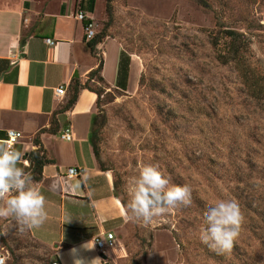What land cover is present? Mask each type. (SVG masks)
I'll return each instance as SVG.
<instances>
[{
	"label": "rangeland",
	"instance_id": "1",
	"mask_svg": "<svg viewBox=\"0 0 264 264\" xmlns=\"http://www.w3.org/2000/svg\"><path fill=\"white\" fill-rule=\"evenodd\" d=\"M98 0L97 34L117 39L142 65L136 89L97 83L92 133L101 167L125 208L144 164L192 189V205L145 225L129 218L111 264H264V102L252 98L235 64L220 63L226 32L243 35L247 62L264 81V0ZM96 118V119H95ZM235 200L245 220L231 253L200 242L204 212ZM128 214V213H127ZM7 264H53L29 229L0 219Z\"/></svg>",
	"mask_w": 264,
	"mask_h": 264
},
{
	"label": "crops",
	"instance_id": "2",
	"mask_svg": "<svg viewBox=\"0 0 264 264\" xmlns=\"http://www.w3.org/2000/svg\"><path fill=\"white\" fill-rule=\"evenodd\" d=\"M97 5L98 0H0V140L6 141L10 130L23 133L15 150L22 153L20 166L28 173L32 165L26 155L40 148L37 137L53 161L34 184L46 197L47 220L29 231L59 264H73L74 255L111 264L101 258L95 240L113 232L120 241L128 222L115 176L102 169L91 142L97 94L81 91L75 106L60 113L73 79L86 84L100 62L101 76L112 90L128 93L141 81L142 65L117 39L106 37L94 51L89 48L87 21L76 15L85 13L97 28ZM48 39L55 45L49 46ZM91 83L98 84L95 78ZM60 87L67 91L63 98L56 96ZM69 129L72 142L62 139ZM71 168L81 175L69 178ZM87 243L93 248L81 247Z\"/></svg>",
	"mask_w": 264,
	"mask_h": 264
},
{
	"label": "clouds",
	"instance_id": "3",
	"mask_svg": "<svg viewBox=\"0 0 264 264\" xmlns=\"http://www.w3.org/2000/svg\"><path fill=\"white\" fill-rule=\"evenodd\" d=\"M21 160V152L10 148L7 141L0 140V219L11 218L18 230L24 232L40 228L48 214L46 197L34 186L31 174L20 166ZM191 205L192 189L189 185L172 184L170 177H166L157 165L148 163L140 168L134 180L126 211L130 219L147 225L169 209ZM244 220L235 200L217 201L204 212L206 227L200 230V242L217 254L231 253ZM0 235H7V232ZM93 246L89 247L87 243L81 247L90 250ZM76 251L73 249L72 253ZM98 260L73 256V264H97Z\"/></svg>",
	"mask_w": 264,
	"mask_h": 264
},
{
	"label": "trees",
	"instance_id": "4",
	"mask_svg": "<svg viewBox=\"0 0 264 264\" xmlns=\"http://www.w3.org/2000/svg\"><path fill=\"white\" fill-rule=\"evenodd\" d=\"M110 3H112V0H108L107 12H108L109 17H111L112 15V9H111ZM89 22L90 21H87L86 25ZM226 36H227V39L229 40L228 48L226 52L220 53L218 60L220 61V63L224 65L235 64L240 74V77L242 78V81L248 90L249 95L261 103L264 102V81L260 79V76H256L255 70L247 62V57H246V47L247 46H245L244 42H241V38H243V35L239 34L238 32L234 30H228L226 32ZM106 37L108 36L104 35L103 33H98L96 38L92 42L89 43V48L92 51H94L95 47L99 43H101L102 40ZM102 68H103V64L102 62H100L99 67L90 74L89 80L86 84H82L79 78L73 79L70 85L69 101L64 106V108L60 111V113H66L70 111L77 103L79 99V95L81 91L83 90H90L92 92H95L98 96V103H99L100 92L91 87V80L95 78L99 85L101 86L103 85L107 87V85L105 84V80L101 76ZM52 124H53L52 126H55V121H53ZM91 142L93 144V148H94L96 157L98 159V154L96 152L95 136L93 133H91ZM34 143L40 146V148L36 151H33L27 154L26 159L32 165V171L30 174L33 178V181L35 182L34 184H38L39 182H41L43 178V169L47 165L52 164L53 161L50 160L47 157L46 153L43 151L39 137L35 139ZM103 170L108 171L105 169ZM55 260H58V259L55 257ZM106 264H109V263H106Z\"/></svg>",
	"mask_w": 264,
	"mask_h": 264
},
{
	"label": "built area",
	"instance_id": "5",
	"mask_svg": "<svg viewBox=\"0 0 264 264\" xmlns=\"http://www.w3.org/2000/svg\"><path fill=\"white\" fill-rule=\"evenodd\" d=\"M76 19L81 21V22H86L89 21L88 17L85 13L79 12L76 15ZM96 26L93 21L90 20V22L86 25L85 27V32H86V39L87 41H93L96 36ZM47 44L49 46H54L55 42L54 40L48 39L46 40ZM66 89L64 87H60L56 90V96L57 97H65L66 96ZM24 138L23 133L15 130H10L7 133V139L6 141L8 142V146L12 149L15 150L16 146L19 144V142ZM62 139L67 141V142H72L74 140V134L71 129L67 130L63 136ZM81 175V172L77 169L71 168L68 170V177L73 178V177H79ZM96 247L99 253L102 255L109 256L111 252H114L118 246H119V239L117 238L116 234L113 232H107L101 236H99L96 240ZM7 256L5 255L4 252L0 251V262L2 264H7ZM53 264H59L58 262H54Z\"/></svg>",
	"mask_w": 264,
	"mask_h": 264
},
{
	"label": "water",
	"instance_id": "6",
	"mask_svg": "<svg viewBox=\"0 0 264 264\" xmlns=\"http://www.w3.org/2000/svg\"><path fill=\"white\" fill-rule=\"evenodd\" d=\"M101 258H102L103 260H105V261L108 260V256L103 255V254L101 255Z\"/></svg>",
	"mask_w": 264,
	"mask_h": 264
}]
</instances>
